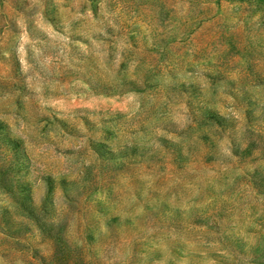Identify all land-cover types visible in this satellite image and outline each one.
<instances>
[{"label": "rangeland", "instance_id": "374dc122", "mask_svg": "<svg viewBox=\"0 0 264 264\" xmlns=\"http://www.w3.org/2000/svg\"><path fill=\"white\" fill-rule=\"evenodd\" d=\"M0 264H264V0H0Z\"/></svg>", "mask_w": 264, "mask_h": 264}]
</instances>
